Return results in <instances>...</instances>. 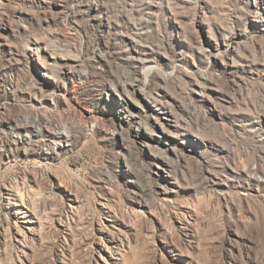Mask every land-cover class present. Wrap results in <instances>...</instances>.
Segmentation results:
<instances>
[{"label":"rangeland","instance_id":"1","mask_svg":"<svg viewBox=\"0 0 264 264\" xmlns=\"http://www.w3.org/2000/svg\"><path fill=\"white\" fill-rule=\"evenodd\" d=\"M0 264H264V0H0Z\"/></svg>","mask_w":264,"mask_h":264},{"label":"bare ground","instance_id":"2","mask_svg":"<svg viewBox=\"0 0 264 264\" xmlns=\"http://www.w3.org/2000/svg\"><path fill=\"white\" fill-rule=\"evenodd\" d=\"M97 7L96 5H90L89 7ZM43 67V66H42ZM109 90H111V91H114L113 89H111V88H108ZM36 117V116H35ZM163 119H167V115L166 114H164L163 115ZM37 120H39V119H37ZM40 121V120H39ZM155 123L162 129V126H160L156 121H155ZM161 124H163L162 122H161ZM20 127H22V128H27L26 127V125L24 126H22V125H20V124H14V130L15 129H18V128H20ZM37 130H36V132H40L43 128H36ZM15 133H16V131H14ZM47 132V131H46ZM21 137H23V135H20V134H15V138L18 140V141H21ZM56 145H58L57 143H55L54 144V146H56ZM54 148V147H53Z\"/></svg>","mask_w":264,"mask_h":264}]
</instances>
